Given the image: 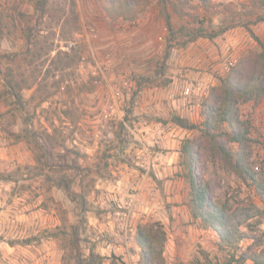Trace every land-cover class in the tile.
Listing matches in <instances>:
<instances>
[{"label": "rangeland", "instance_id": "1", "mask_svg": "<svg viewBox=\"0 0 264 264\" xmlns=\"http://www.w3.org/2000/svg\"><path fill=\"white\" fill-rule=\"evenodd\" d=\"M40 1L0 5V264H67V238L49 232L78 223L75 194L86 199L84 256L93 248L102 264L113 257L142 264L136 228L159 222L167 234L165 264H227L233 251L221 249L217 235L191 216L179 150L198 132L180 133L170 122L178 115L169 98L171 57L190 45L180 28L229 26L212 41L218 54L225 51L214 72L226 73L229 61L258 51L242 23L264 17V0H145L135 7L123 0H45L43 12ZM248 24L264 42V22ZM8 79L18 85L17 103L6 93ZM208 89L190 96L180 91L177 99L200 105ZM256 108L243 104L240 115L250 119L253 167L264 177V110ZM26 130L49 136L50 167H31ZM199 175L217 200L262 210L242 227L236 258L254 238L264 247V202L254 189L211 161ZM60 178L72 180L71 195L55 185Z\"/></svg>", "mask_w": 264, "mask_h": 264}, {"label": "trees", "instance_id": "2", "mask_svg": "<svg viewBox=\"0 0 264 264\" xmlns=\"http://www.w3.org/2000/svg\"><path fill=\"white\" fill-rule=\"evenodd\" d=\"M111 2L113 0H110ZM206 1V0H201ZM145 0H123L127 7L143 5ZM45 0L39 2L43 12ZM36 9V7H35ZM37 10V9H36ZM264 22V17H258L252 22L242 23L258 45V51L248 52L240 56L236 63L229 67L224 76L218 78V84L209 87L206 96L202 97L200 110L203 120L199 124L191 123L179 115H172L170 122L175 126L187 130L197 131L198 137L183 139L180 144V154L184 157V179L189 185V206L191 216L198 220L205 229L212 230L218 238L221 249H229L233 254L227 264H264V247L261 240L254 238L246 251L236 258L239 243L244 238L242 227L249 226V222L258 218L262 210L255 204H243L229 200L219 201L215 198L214 187L200 176L206 161L217 163L221 169L234 175L243 183L251 186L255 194L264 202V177L253 167V143L250 137V119H243L240 115V106L251 103L259 105L264 99V42L261 41L249 28V24ZM191 31L180 28L179 32L187 36L184 45L199 38L213 40L227 30L229 26L208 32L202 22ZM165 25L171 31L170 16L166 13ZM27 44H31L28 36ZM169 50V48H168ZM169 51L166 55L168 57ZM161 70H158V73ZM144 81V80H143ZM142 82H137L138 88ZM151 81V80H148ZM6 93L17 103L18 85L11 79L6 80ZM164 84V83H163ZM3 114H0V117ZM25 139L34 153V170L48 168V152L46 135L26 130ZM48 139V140H47ZM78 169L77 165L69 167ZM7 174L4 180H11ZM72 180L60 178L55 184L71 195ZM78 198L81 214L77 224L68 229L56 227L49 232V236L67 238L63 246L62 260L72 264H102L104 257L96 253L93 248L87 256L81 251L82 226L86 222V199L83 194H75ZM251 227V226H250ZM136 244L140 250L142 264H165L163 256L164 245L167 239L166 231L159 222H147L136 228ZM28 243V241H25ZM110 264H123L119 258L113 257Z\"/></svg>", "mask_w": 264, "mask_h": 264}, {"label": "crops", "instance_id": "3", "mask_svg": "<svg viewBox=\"0 0 264 264\" xmlns=\"http://www.w3.org/2000/svg\"><path fill=\"white\" fill-rule=\"evenodd\" d=\"M4 1L5 0H0V5ZM214 40L215 39L209 40L207 38H199L189 43L190 45L185 49L174 51L171 57L173 76L171 77L172 82L169 85V98L172 100L171 103L178 105V115L188 119L191 123L199 124L202 122L203 117L199 114L200 105L197 103L194 106L187 107L184 105L183 99H177V95H179L180 91H183L184 88L193 85H200L203 90H205L210 86L218 84V79L217 76H215L214 70L220 66L225 51L222 50L221 53L218 54L213 47L212 41ZM186 67L191 68L188 69ZM224 74L221 73L218 75L221 77ZM143 103L147 105L149 102L143 99ZM261 103L256 106L257 111L264 110V106ZM197 110L198 113H195ZM176 129H178V132L184 134L188 132H197L187 131L179 127Z\"/></svg>", "mask_w": 264, "mask_h": 264}, {"label": "built area", "instance_id": "4", "mask_svg": "<svg viewBox=\"0 0 264 264\" xmlns=\"http://www.w3.org/2000/svg\"><path fill=\"white\" fill-rule=\"evenodd\" d=\"M236 61H237V58L228 62L227 66H226V69H225L226 72L229 69V67L233 66L236 63ZM215 74L218 75L220 73L219 72H215ZM203 92H204V90H203V88L200 85H193V86L184 88L183 95L184 96H190L192 94L200 95Z\"/></svg>", "mask_w": 264, "mask_h": 264}]
</instances>
